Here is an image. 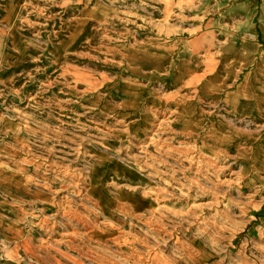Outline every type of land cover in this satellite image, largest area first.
<instances>
[{"label":"rangeland","instance_id":"rangeland-1","mask_svg":"<svg viewBox=\"0 0 264 264\" xmlns=\"http://www.w3.org/2000/svg\"><path fill=\"white\" fill-rule=\"evenodd\" d=\"M198 37L212 41L211 50L194 52L190 44ZM209 53L216 60L203 63ZM182 59L191 64L186 69L194 67L193 72L211 66L219 73L223 87L214 99H200V105L208 115L231 122L226 129L242 137L240 152L228 153L224 183L216 185V192H226L225 200L230 201L227 207L219 205L225 218L211 208L201 217L192 215L193 205H208L214 199L183 198L187 191H181L183 179L176 191L168 187L171 183L161 173L176 168L177 160L165 151L158 156L162 161L158 185L180 191L159 198L162 228L157 233L141 213L139 217L113 213L110 220L92 217L87 209L91 203L83 192L89 184L83 183V176L87 178L86 171L99 163L101 154L117 159L120 153L125 158L119 143L135 142L122 134L137 117L134 108L122 104V88L140 83L135 97L165 126L175 118V103L185 102L177 98L195 94L176 81ZM256 61L260 63L255 68ZM254 79L264 89V0H0V172L18 177L31 193L28 196L45 193L55 199L57 205L46 215L58 214L56 223L70 222L62 212L73 208L112 230L111 237L98 245L80 240L76 253L69 247V236L57 235L45 244L42 240L50 239L49 235L28 222L23 228L33 230L34 244L43 243L35 249L39 260H34L26 257L27 248L3 239L7 223L15 217L12 210L1 207L0 264H264V227L260 226L264 163L255 154L264 138V112L234 113L224 102L235 87L250 86ZM138 143L134 153L140 155L144 150H138ZM125 159L137 165L135 159ZM145 175L143 182L150 178ZM126 182L107 183L113 197ZM133 182L141 181L134 178ZM204 186L207 190L214 187L210 182ZM28 196L19 195L21 207L42 216L41 201L33 197L28 201ZM59 205L62 211L58 213ZM167 232L173 233V240ZM123 233H129L127 238ZM196 240L204 251L196 249ZM208 251L213 261L201 262Z\"/></svg>","mask_w":264,"mask_h":264},{"label":"bare ground","instance_id":"bare-ground-1","mask_svg":"<svg viewBox=\"0 0 264 264\" xmlns=\"http://www.w3.org/2000/svg\"><path fill=\"white\" fill-rule=\"evenodd\" d=\"M200 41H202L201 44ZM213 44L212 41L205 42L198 37L190 46L194 52L200 48L203 49L202 51H208L209 49L211 50ZM214 60H216V57L209 53L204 57L203 63H211ZM257 62L260 63V61H256L255 68ZM189 65L191 64L185 61V59L180 60L176 68L175 77L178 85L182 89H193L195 94L193 96L184 95L177 98L185 102L175 103V106L178 105L172 112L175 118L171 123L167 122L165 126H162L163 119L162 122H157L159 119L158 116L153 113H148L147 109L143 107L144 102L142 99L135 97L142 87L140 83L130 82L122 88L124 93L122 95V104L134 108L137 117L132 122L127 123L126 128L122 131L125 137L132 136L135 142L128 140L125 144L119 143L118 148L119 151H123L122 154L125 153V158L135 159L137 165L128 163V160L121 158L120 153L117 154L120 157H117V159L110 158L106 154H101L99 156V163L93 166L91 165L90 170L86 171L88 174L87 178L83 176V183L86 182V184H89V187L83 190V192H85L84 197L91 203V207L87 209L92 217L96 216L97 218L102 215L107 220H110V218H113V213L124 215L135 214L137 217L141 213V217H145L144 221L146 225L153 233H157L158 229L162 228L160 208L158 206L159 198L161 196L173 197L176 194L179 195L180 191L179 189L178 192H174L158 185L161 181L159 179V173L162 162L158 156L163 155V151H165L170 156L174 155L177 160L176 168H170L171 172L167 173V171H164L161 173L163 177H168L165 179L166 182L171 183L168 187L176 191L180 187L179 180L183 179L185 183L181 185L183 186L181 191L183 192V189L187 190L182 194L183 198L196 199L197 197H211L214 199V202L208 205H193L191 209L192 215L201 217V213H205V209L211 208L215 211V215L225 218L224 212H220L219 205L225 203L227 207L226 202L230 201L225 200L226 192L220 194L216 190L221 183H224L222 176L226 175L227 167H229L227 158L230 155L228 153L241 149L242 137L237 135L235 131L226 129L228 125H232L231 122H225L224 118L218 115H208L200 105V99H214L223 87L220 85L219 73L217 74L211 66L199 72H193L194 67L190 66V69H186L189 68L187 67ZM258 66L260 65L258 64ZM235 88L224 99L225 104L230 106L232 112L238 113L242 111L246 113L252 110H256L258 114L264 112V89L262 85L256 84V79L252 81L250 86L244 85L243 83ZM191 97L194 98V101H190ZM142 98L147 99L148 97ZM148 101L150 102V100ZM168 129L169 131H167ZM166 134L169 136H165ZM179 138L189 139V141H179ZM146 140H148V143L143 144L142 141ZM104 142L106 145L110 144L109 139H106ZM137 142H139L138 150H144L140 151V155L134 153L137 150ZM248 142L246 144H249ZM250 143L252 144V142ZM174 144L177 145L172 146ZM150 148H152V151H149ZM155 148L157 154L153 151ZM245 148L253 150L252 145H246ZM255 154L264 163V138L256 147ZM141 161L144 162L142 163ZM145 174L149 175L150 178L143 182L141 179L142 175ZM134 178L140 179L141 182L137 185H132L131 183H134ZM124 180L128 182L123 183L125 186L121 184L118 187L119 191L117 196L113 197L108 190L107 183L116 184ZM136 182L138 183L139 181L137 180ZM205 182L213 184V189L207 190L204 186ZM172 183H175V185L172 186ZM0 187V194L3 196L2 201L0 200V208L6 207L8 210H12L13 216L15 217L7 223V235H3L2 237L3 239L12 241L17 247L27 248L28 252L26 257L39 260L35 249L43 246V243L38 245L34 244L35 234L33 235L34 237L31 234L33 230L32 232H26L24 230L23 224L28 225V222L33 227L39 226L49 235L50 239L42 240L41 238L45 244L53 241V238L57 235L61 238L63 235L69 236L70 238L67 240L69 247L76 253L80 252L78 246L80 240L98 245L111 237L112 230L108 226L103 225L105 227L104 229L103 226L95 224L94 218H92L94 221L92 222L88 218H84L82 213L73 208H69L68 212H62L63 216H66L70 222L56 223L54 220L58 214L46 215V212L49 211L50 207L57 205V201L51 199L45 193H38L34 197L33 194L28 196L31 193L24 190L23 184L13 173L7 176L4 172H0ZM124 188L129 190H124ZM23 192L28 196V201L32 200L31 197L41 201V205L44 207L41 209L42 216L29 212L33 211L32 209H28L27 211L21 207L20 204L22 201L19 195ZM7 199L11 200L10 204ZM60 207V205L57 207L58 213L62 211V209H59ZM174 207H176V204H174ZM181 211L183 210L181 209ZM200 219L197 218V222ZM250 221L251 218L249 217L247 222ZM71 222H77L78 224L69 225ZM260 226L264 227V220H262ZM77 227H81V229H85L88 232L82 233L77 230ZM128 235L129 233H123V236H126V238ZM166 235L170 239L173 233L167 232ZM171 239L173 240V238ZM194 243V246L199 252L204 251V247L200 241L196 240ZM121 247L125 249L126 246L122 244ZM213 256V253L210 251L208 253L205 252L202 254L201 262H212ZM20 262L22 264H31L28 261Z\"/></svg>","mask_w":264,"mask_h":264}]
</instances>
